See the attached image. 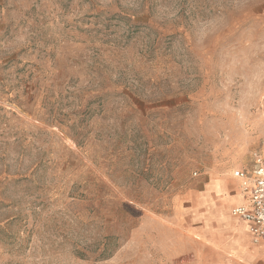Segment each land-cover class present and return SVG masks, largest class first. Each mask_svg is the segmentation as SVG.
I'll use <instances>...</instances> for the list:
<instances>
[{
  "label": "rangeland",
  "instance_id": "1",
  "mask_svg": "<svg viewBox=\"0 0 264 264\" xmlns=\"http://www.w3.org/2000/svg\"><path fill=\"white\" fill-rule=\"evenodd\" d=\"M256 153L264 0H0V264H247L199 197Z\"/></svg>",
  "mask_w": 264,
  "mask_h": 264
},
{
  "label": "crops",
  "instance_id": "2",
  "mask_svg": "<svg viewBox=\"0 0 264 264\" xmlns=\"http://www.w3.org/2000/svg\"><path fill=\"white\" fill-rule=\"evenodd\" d=\"M244 204L240 180L214 172L199 197V235L218 232L220 238H206L225 256L241 257L247 264H264V242L253 243L248 222L232 214L234 208ZM204 210L207 213L201 214Z\"/></svg>",
  "mask_w": 264,
  "mask_h": 264
},
{
  "label": "built area",
  "instance_id": "3",
  "mask_svg": "<svg viewBox=\"0 0 264 264\" xmlns=\"http://www.w3.org/2000/svg\"><path fill=\"white\" fill-rule=\"evenodd\" d=\"M245 204L232 210L234 216L248 222L253 243L264 242V156L256 153L250 169L235 170Z\"/></svg>",
  "mask_w": 264,
  "mask_h": 264
}]
</instances>
